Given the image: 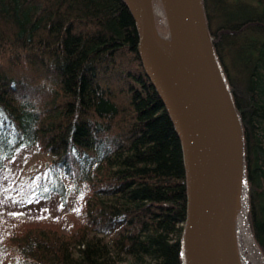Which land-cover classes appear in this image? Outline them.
Returning <instances> with one entry per match:
<instances>
[{
    "label": "trees",
    "instance_id": "1",
    "mask_svg": "<svg viewBox=\"0 0 264 264\" xmlns=\"http://www.w3.org/2000/svg\"><path fill=\"white\" fill-rule=\"evenodd\" d=\"M202 8L242 131V214L264 261V0ZM136 45L122 0H0V200L40 205L0 211V264H184L180 143ZM29 147L47 160L12 197L5 175Z\"/></svg>",
    "mask_w": 264,
    "mask_h": 264
},
{
    "label": "water",
    "instance_id": "2",
    "mask_svg": "<svg viewBox=\"0 0 264 264\" xmlns=\"http://www.w3.org/2000/svg\"><path fill=\"white\" fill-rule=\"evenodd\" d=\"M143 72L178 137L186 183L184 264H240L233 232L264 264L241 206L242 131L208 38L202 0H159L173 52L169 74L155 52L152 0H122Z\"/></svg>",
    "mask_w": 264,
    "mask_h": 264
},
{
    "label": "rangeland",
    "instance_id": "3",
    "mask_svg": "<svg viewBox=\"0 0 264 264\" xmlns=\"http://www.w3.org/2000/svg\"><path fill=\"white\" fill-rule=\"evenodd\" d=\"M152 15L154 19L155 30L156 32H158L157 35L160 39V42L168 43L169 38L164 39L160 37V36H168V33H167L165 17L159 0H152ZM158 19L161 20L162 23H159L160 21ZM46 160L47 158L45 156L38 154L33 147L22 149L19 151V153L15 155L5 175V181H6L5 183L12 197L17 192L23 189L24 176H26V174L29 171L42 166V164ZM39 206L40 205L37 204L36 202L33 203L31 202L30 204L28 203L23 205H13L11 199L9 200L4 199L3 202L0 200V211H2L4 215L10 214L13 217H16V215H22V216L25 215L23 209L20 207H27L32 209V208H37ZM46 209L49 212L52 211L51 208H46ZM237 255L240 264H249L247 263L248 259H246L244 255L242 256L240 252H238Z\"/></svg>",
    "mask_w": 264,
    "mask_h": 264
},
{
    "label": "bare ground",
    "instance_id": "4",
    "mask_svg": "<svg viewBox=\"0 0 264 264\" xmlns=\"http://www.w3.org/2000/svg\"><path fill=\"white\" fill-rule=\"evenodd\" d=\"M169 42H170V39H169ZM169 42L168 43L160 42V39H159L157 32H156L155 44H154L156 56H157L158 60L160 61L161 66L165 70H167V72L169 74H173L174 73L173 72L174 71L173 70V67H174V65H173V52H172L171 43H169ZM241 206H242V199H241ZM233 237H234V232H233ZM234 247H235L236 256L238 258L236 246H235V237H234Z\"/></svg>",
    "mask_w": 264,
    "mask_h": 264
}]
</instances>
